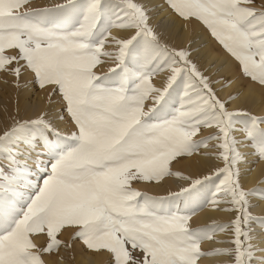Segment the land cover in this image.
<instances>
[{
  "label": "snow or ice",
  "instance_id": "1",
  "mask_svg": "<svg viewBox=\"0 0 264 264\" xmlns=\"http://www.w3.org/2000/svg\"><path fill=\"white\" fill-rule=\"evenodd\" d=\"M27 3L0 0V71L15 77L19 90L29 70L32 82L52 91L48 107L32 118H19L17 99L0 131V264H46L45 254L72 248L76 239L88 264L92 257H101L100 264H199L217 254L228 257L221 264H264L257 255L264 253V177L245 188L241 177L249 169L239 167L248 163L241 146L264 160V109L254 113L244 106L248 99L229 108L212 87L217 81L191 58L200 47H191L198 23L238 62L264 103V5L62 0L24 8ZM163 5L189 30L188 47L162 42L151 20ZM113 28L129 35L114 36ZM110 42L116 47L106 51ZM102 57L114 66L97 73ZM165 70L162 84H154L152 77ZM57 92L60 108L49 112ZM202 129L208 131L196 139ZM194 153L221 163L196 178L171 171V161ZM165 176L190 183L166 195L132 187ZM205 204H225L222 210L234 215L193 227L191 216ZM65 228L74 229L68 242L59 238ZM217 231L231 234V247L203 250L201 241ZM40 234L47 236L43 247L35 239Z\"/></svg>",
  "mask_w": 264,
  "mask_h": 264
},
{
  "label": "bare ground",
  "instance_id": "2",
  "mask_svg": "<svg viewBox=\"0 0 264 264\" xmlns=\"http://www.w3.org/2000/svg\"><path fill=\"white\" fill-rule=\"evenodd\" d=\"M41 1L43 4H49L55 0ZM257 1L264 5V0ZM153 2L156 4H163V0H153ZM151 23L153 25H158L156 31L160 34L162 42H166L170 46H175L178 49L181 47L189 46V30L182 27L183 22L178 17L170 15V10L167 9V5H163V8H157L154 10ZM195 26L196 44H192L191 47L195 49L197 47V44H199L200 47L198 51L192 52L191 58L195 63H197L198 67L201 70H205V74H211L212 79L217 81L216 83L212 84V87L216 91L217 96L222 100L227 93V89L221 86L222 81L219 78H229L231 83L230 88L234 94L232 93V100L228 105L234 107L248 99L251 102L245 103L244 106L249 107L250 109L253 108V111L259 113L262 110V107L260 106L261 96L258 88L253 85L252 82H248L244 88H242L243 86H239L238 79L236 77L237 75L234 77V75L237 74V72L235 71V61H233L232 57L226 51H218L213 47L212 40L210 39V36L203 25L197 23ZM113 33L118 35L119 37H126L127 35H129V32L126 30L116 29L113 31ZM112 47L115 48V44L112 43L108 48ZM209 65H211V67H209ZM217 67H220L219 72L215 71ZM167 75V70L161 72L156 77L154 84L158 86L161 85ZM30 76L31 75L28 72H26L25 70L23 71L22 75L20 76V82L22 85L27 82V86L21 87L18 90L13 83L15 77L10 75L9 73L6 74L5 72L0 71V131H3L4 128L10 123V120L8 118L9 114H15V109L17 108V99H19L18 107L20 119L35 117L42 109L48 107L49 93L52 91L51 87L48 86L44 89H40L38 86L37 88V85L35 86V84L30 79H28L30 78ZM29 95L31 97V104L26 105L25 98ZM52 100L54 103L52 104L51 108H48L49 112H51L54 108H60V97L58 93L52 96ZM6 108L7 112L5 111ZM57 127L62 132H66L68 129V125L60 121L57 122ZM207 131L208 130H205L202 133H205ZM215 150L217 149L202 148L200 152L202 153L205 151ZM240 150L242 153L246 154V159L248 161V163H241L239 165L242 170H244L245 168L249 169V171L244 172L241 177L243 186L247 188L262 176L264 172V161L259 160L255 156L251 155L252 149L250 147L241 146ZM220 163L221 162L216 160L214 157H202L201 155L194 153L192 156H187L180 162L178 161V163L174 165V168L176 170H174L173 172H180L181 174L182 172H184L191 177H198L207 174L211 168H213L214 166H218ZM182 176L185 175L182 174ZM182 176H168L152 185H147L146 187L149 190L157 193H167L171 191L172 187L179 188L181 185H184L185 179H183ZM226 207L228 206H225L224 204H220L216 207H213L211 204H206L202 207V209L198 210L191 217L190 224H210L212 222L221 223L224 220L228 221V219L232 218L234 213L223 211L222 209ZM251 211L253 213H259L261 211V207L258 206L252 208ZM227 234V232L217 231V233L213 235V239L205 241L202 247L216 248L225 245L222 240L224 237H226ZM43 236L45 237L46 234H43ZM40 238L38 242L40 241ZM75 246L76 247L74 251L62 246L58 252L52 253L49 261L50 264H88L89 257L81 255V251L83 250V248L80 247L78 243H76ZM259 254L264 255V253ZM91 259L93 261V264H100L102 258L92 257ZM227 259L228 257L224 255H214L206 257L205 261L211 263H221V261ZM254 263L258 264L257 261H254Z\"/></svg>",
  "mask_w": 264,
  "mask_h": 264
},
{
  "label": "rangeland",
  "instance_id": "3",
  "mask_svg": "<svg viewBox=\"0 0 264 264\" xmlns=\"http://www.w3.org/2000/svg\"><path fill=\"white\" fill-rule=\"evenodd\" d=\"M62 2V0H55V1H52L51 3H42V1L41 0H28V3L27 4H25L24 5V8H29V7H36V6H42V5H50V4H54V3H61ZM257 0H255V6H257V7H259V6H262V4L260 3V2H258V4H257ZM21 10H23V8L21 9ZM206 29V28H205ZM114 30H116V28H113V29H111V32H112V35H114V36H117V37H119L118 35H116V34H114L113 33V31ZM117 30H120V29H117ZM206 31H207V33L209 34V36H210V39L212 40V45H213V47L216 49V50H218V51H222V50H224L223 48H222V46L221 45H219V43L210 35V33L208 32V30L206 29ZM112 44V43H107L105 46H104V48H105V50L106 51H112V50H114L115 48H108V47H110V45ZM218 44V45H217ZM225 51V50H224ZM104 62L102 63V64H100V65H98L94 70L97 72V73H102V72H106L110 67H113L114 66V61L111 59V58H109V57H102L101 58ZM233 59V58H232ZM233 61H235L234 59H233ZM235 63V66H236V68H235V71L237 72V74H235L234 75V77L236 76L237 77V79H238V85L239 86H243L242 88H244L245 86H246V84L248 83V82H251L250 81V79L249 78H246V77H244L242 74H241V72H240V69H239V66H238V62H234ZM105 65V66H104ZM26 72H28L31 76H30V78H28V79H30L31 81H33V74L29 71V70H25ZM4 72V71H3ZM6 74H7V72H5ZM161 73V72H160ZM160 73H157L156 75H154L153 77H152V81H153V83L155 82V79H156V77L160 74ZM235 73V72H234ZM239 74V75H238ZM241 79H240V78ZM226 80L228 81V83L227 84H225V79H221V86L223 87V88H226L227 89V93H226V95L224 96V100L227 102V106L229 107V108H232L230 105H228L229 104V102L232 100V99H228V97L231 95V96H233V92L231 91V88H230V80H229V78H226ZM34 83V82H33ZM35 84V83H34ZM35 86H36V84H35ZM37 88H38V85L36 86ZM241 88V87H240ZM52 90V89H51ZM58 93V92H57ZM233 93V94H232ZM59 94V93H58ZM222 99V100H223ZM152 104V100L151 99H149V100H146L145 101V108H147L148 106H150ZM260 106L262 107V109H264V103H260ZM252 109V111L254 110L253 108H251ZM254 113H257V112H255V111H253ZM203 131H205V129H202V131H201V133L200 134H198V136L196 137V139H199L200 138V136H202V135H204V134H206V132L205 133H202ZM202 149V148H201ZM200 149V150H201ZM199 150V151H200ZM216 151V150H215ZM253 151V150H252ZM185 157H187V156H182V157H177L175 160H173V161H171L170 162V164H169V167H170V169H171V171L173 172L174 170H176L175 168H174V165L176 164V163H178V161L180 162L181 160H183ZM256 158H258V157H256ZM259 159V158H258ZM264 161V160H263ZM182 174H184L185 176H189L188 174H186V173H184V172H182ZM165 177H168V176H165ZM165 177H163V178H165ZM262 177H264V172H263V174H262V176L261 177H259L252 185H250V186H248L247 188H249V187H251V186H253V185H255V184H257V183H259L261 180L260 179H262ZM162 178V179H163ZM193 178H196V177H193ZM259 180V181H258ZM156 182H158V181H153V182H150V183H145V182H133L132 183V187L133 188H137V189H141V190H145V191H148L150 194H154V195H166L167 193H157V192H154V191H151V190H149L146 186L147 185H152V184H154V183H156ZM188 183H190V181L189 180H184V185H181L180 187H185V186H187L188 185ZM179 187V188H180ZM179 188H171V191H178L179 190ZM206 205V204H205ZM225 205V204H224ZM204 206V205H203ZM202 206V207H203ZM225 206H227V205H225ZM202 207H200L198 210H200V209H202ZM198 210H196L195 211V213L198 211ZM194 213V214H195ZM193 214V215H194ZM192 215V216H193ZM191 216V217H192ZM228 220H230V219H228ZM223 222H227V220H224ZM223 222H221V223H223ZM220 223V222H219ZM193 227H196V226H204V225H208V224H191ZM73 231H74V229H72V228H65V229H63L62 231H61V233L59 234V238L61 239V240H63V241H65V242H68L70 239H71V235H72V233H73ZM64 233V234H63ZM215 233H217V232H215ZM215 233H213V235H215ZM228 233V232H227ZM61 234H62V236H61ZM41 237V238H40ZM39 238H40V241L38 242V240H39ZM230 238H231V234L230 233H228L227 235H226V237H224L223 238V240H222V242H224L225 243V245H222L221 247H231V244L229 243V241H230ZM36 242H38V244L41 246V247H43V246H45L46 245V243H47V236H43V234H40L39 236H37L36 238ZM226 241H225V240ZM43 240V241H42ZM42 241V242H41ZM46 243H45V242ZM205 241H207V240H203V241H201V248L203 249V250H211V249H213V248H210V247H208V248H203L202 247V245L204 244V242ZM76 243H78V245H80V247H82L83 248V245H82V243H81V241L79 240V239H76V240H74V241H72V245H73V247L72 248H69V249H72V251H74V249H75V244ZM227 244H229V245H227ZM52 254V253H51ZM51 254H45L44 255V259H45V261H46V264H50V258H51ZM217 255H222V254H217ZM257 255H260L259 253H257ZM261 255H263V254H261ZM49 256V257H48ZM214 256V255H213ZM206 257H209V256H205V257H201L200 258V261H199V264H221V263H211V262H206L205 261V258ZM205 261V262H204ZM73 264H75V263H73ZM253 264H255L254 263V261H253Z\"/></svg>",
  "mask_w": 264,
  "mask_h": 264
}]
</instances>
